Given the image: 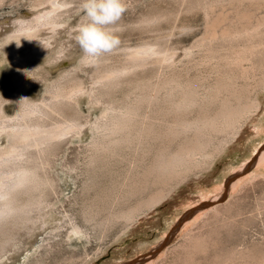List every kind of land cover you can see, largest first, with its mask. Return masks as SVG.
Wrapping results in <instances>:
<instances>
[{"label":"rangeland","instance_id":"rangeland-1","mask_svg":"<svg viewBox=\"0 0 264 264\" xmlns=\"http://www.w3.org/2000/svg\"><path fill=\"white\" fill-rule=\"evenodd\" d=\"M124 3L121 44L96 63H82L73 39L81 0H55L56 28L32 38L38 58L48 48L51 57H25L0 39V110L9 125L20 124L26 96L39 107L27 123L44 128L98 125L105 107L132 116L117 134L93 126L24 148L14 163L40 185L16 194L18 204L34 203L25 215L0 223V264H264V28L250 48L207 41L261 22L264 0ZM31 6L0 0L4 32L38 27ZM146 45L187 51L168 64L130 59ZM112 70L123 71L118 81H94ZM80 84L92 85L89 95L51 98ZM179 101L188 102L180 111ZM191 121L194 130L178 124Z\"/></svg>","mask_w":264,"mask_h":264},{"label":"bare ground","instance_id":"bare-ground-1","mask_svg":"<svg viewBox=\"0 0 264 264\" xmlns=\"http://www.w3.org/2000/svg\"><path fill=\"white\" fill-rule=\"evenodd\" d=\"M31 2H32L31 8L35 12V18H33V19L35 20L36 23H38L37 24L38 27H36L34 25H32V26L30 25L29 27L28 26L26 27L27 31H25V28L22 29L23 28L22 27L21 29L19 28L16 31H12V32H4L3 28L0 27V39L1 40H10L14 44V46L23 48L24 51H25V57L34 58V59L35 58H37V59L44 58V57H48V56L51 57L54 54V51L53 50H49V48H48L50 46L49 45L48 47L47 46H43L42 47V49L47 47L48 50H47L46 53H44L42 55H39L40 57L38 58L37 54L39 52H41V50H40L41 48L39 49L40 51L38 49H36L37 46L33 45L34 43L32 41V38H34V37L38 36L39 34H41L48 27L49 28L50 27L51 28L55 27V26H53V23H52L54 21H51L52 19H50V15L55 11V4H54L55 0H31ZM13 24L16 25L15 23H13ZM18 27H20V26H18ZM263 28H264V19L261 22L257 23L256 25H254L252 27H249V28H245V29H243L241 31H237V32L235 31V32H231V33L223 31V32L219 33L218 35H217V33L213 32L210 36L208 35V40L207 41L210 42V41L219 39V40H222L224 42L225 41H230V42L234 41L235 42L236 40H239V41L240 40H244L246 42L245 47L246 48H250L252 46L251 37L253 35H256L257 33H259ZM35 43H36V41H35ZM181 50L182 51H180V49L179 50L178 49L175 50L173 48L172 49H161L157 45H149V46L146 45L145 47L143 46L140 49L137 48V50L130 52L129 53V55H130L129 57H130V59H132L134 61H137V60L140 59V62L142 64H146V63L168 64V63H171V62L177 60L179 57H181V56L186 54L185 52L187 50L186 51L183 50V49H181ZM44 52H45V50H44ZM214 58H213V60H214ZM238 58H240V57H238ZM238 58H236V60ZM241 60L242 59H238L239 62ZM215 61H217V60H215ZM82 63L86 64L84 61ZM218 63H219V61H218ZM122 72H123L122 70H112V71H110V72H108L106 74L97 76L94 81L102 82V83L104 81L105 82L113 81L114 79L116 80V78L119 77L122 74ZM117 81H118V78H117ZM175 81L176 80H174L173 82H175ZM88 85L87 84H80V85L75 86L74 88H71V89H67L65 87L67 90H64V89L61 88L62 90H58L56 93H54V95L51 98L54 99V100H57L59 98L60 99H62V98L66 99V98H70V97H72L73 95H76V94H79V95L81 94V96H87L91 92L90 88H89V86L91 84L89 86ZM173 85H175V83ZM178 85H180V84H178ZM185 88H187L186 85H185ZM55 90H57V89H55ZM176 91H178V90H176ZM163 92H164V90H163ZM174 93H176V92H174ZM165 94H167V93H165ZM179 94H177V95H179ZM175 98H177V97H175ZM189 99H191V98H189ZM192 102H193V104L196 103L193 100H192ZM94 104H95V102H94ZM184 104L188 105V102L182 101L180 103V101H179L178 104L176 103V105L174 107H175V109L177 107H179V109H177V110L180 111V107L182 108ZM189 104H192V103H189ZM191 106H193V105H191ZM97 107L99 108L100 106L98 105ZM186 108H188V107H186ZM189 108H191V107H189ZM38 109H39V107L37 106V104L33 103V101L28 96L24 97L23 105L20 107V109L18 111V115H17V121L19 120L20 124L22 123V125L17 124L18 122H16L15 124H12V125L10 124L9 125L8 124V122H9L8 119H6L2 115V111L0 110V138L4 139V141H5V146L0 148V223L1 222L3 223L5 220L10 219V218L11 219L12 218H16V216L17 217H22V215H25L26 212L29 210L28 208L31 206V204L34 205V203H30V204H27V205H21L20 203L18 204L17 200H16V194H18L20 191H22L24 189L34 190L40 185L39 180H37L35 178V172L31 168H28V167L22 166V165L18 167V164L14 163V161H17L21 156H23L24 148L26 146H28V145H41L43 143H46V142H49V141L54 140L56 138H59L64 133H66L67 131H71V130H78V132H84L85 133V131H87L88 129H91L93 126H94L93 129L94 128H97V129L99 128L98 130H100V128H101L103 130V132L106 131L107 132V136L113 135V134H117L118 132L123 131L126 128V123H128V121H130L132 119L130 111H121V110L114 111L112 108L110 109V108H106L105 107V108H102V114H103L102 118H105V120L102 121V123H100L98 125L93 124L94 122L93 123L89 122V124H87L85 126H80L79 124L74 122V123H70V124H60V125L58 124V125H55V126L53 125L52 127L50 126V128L49 127L48 128H46V127L44 128L42 126H39L38 124H33V123L28 124L27 123L28 120H30V118L32 117V115L36 114L39 111ZM171 109H172V107H171ZM225 110H227V109H225ZM111 111H113V112H111ZM227 117H228V115H227ZM227 117H225V118H227ZM183 122H182V124H180L181 122H179L178 124L182 125L181 127H188V128L191 127L190 128L191 130L195 129V127H194L195 123H192V121H191V123L188 122V125L186 123L187 126H184ZM204 122H205V120H204ZM201 123H203V122H201ZM196 124H198V123H196ZM199 124H200V122H199ZM205 124L210 125V128H211V126H213L215 123L213 124V120H212V122H208L207 121V123H205ZM179 127H178V130H179ZM192 127H194V129H192ZM197 127H199V126H197ZM203 127H207V125L203 126ZM208 128H209V126H208ZM123 134H124V132L121 133L120 136L123 135ZM105 135H106V133H105ZM100 136H102V135H100ZM116 138L117 137L115 135V139ZM118 138H119V136H118ZM101 142H99V143H101ZM192 152H191V154H192ZM189 153L190 152H188L187 155H184V157L190 158L191 155H189ZM193 155H195V154L193 153ZM170 157H172V155ZM165 159H166L165 161L162 160L163 164H164V162L167 161V158H165ZM182 159H183V157L181 155L180 156L177 155L175 157L173 156V158H171V160H169V163H168L170 165V168L173 165H175L178 162V160L181 161ZM164 165H166V167L169 166V165H167V163L164 164ZM160 170H162V168H160ZM163 170H164V168H163ZM34 230H35V228H34ZM75 232L78 233L77 230Z\"/></svg>","mask_w":264,"mask_h":264},{"label":"clouds","instance_id":"clouds-1","mask_svg":"<svg viewBox=\"0 0 264 264\" xmlns=\"http://www.w3.org/2000/svg\"><path fill=\"white\" fill-rule=\"evenodd\" d=\"M82 22L73 28V39L85 63H96L121 44L118 26L126 12L124 0H81Z\"/></svg>","mask_w":264,"mask_h":264}]
</instances>
